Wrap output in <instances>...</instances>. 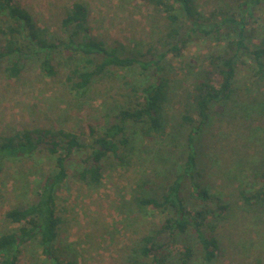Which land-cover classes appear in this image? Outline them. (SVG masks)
<instances>
[{"label":"rangeland","instance_id":"1","mask_svg":"<svg viewBox=\"0 0 264 264\" xmlns=\"http://www.w3.org/2000/svg\"><path fill=\"white\" fill-rule=\"evenodd\" d=\"M15 2L32 14L50 42L67 40L62 21L76 2L87 8L91 34L109 45L125 48L127 54L143 53L148 58L151 52L167 50L173 41L167 37L166 14L144 0ZM196 2L200 11L209 16L213 10H236L240 0ZM255 11L252 24L261 39L264 0L256 5ZM3 24L0 19V28ZM7 38L0 31V46L6 44ZM213 45L211 40L196 36L181 56L168 53L162 62L171 78L164 135L148 138L131 127L134 149L126 164L117 165L112 156L104 160V177L98 186H89L75 175L85 152L76 151L70 157L71 173L56 193V210L62 218L56 252L63 259L75 264H127L137 256L134 249L142 237L153 233L166 220L167 211L140 207L137 199L160 198L164 186L175 177L178 165L185 161L188 128L182 115L190 109L191 90L207 65ZM47 50L30 53L17 77H11L7 69L17 55L2 64L0 142L18 131L36 128L70 131L82 141L90 142L91 127L101 131L114 120L120 108L136 102L133 88H141L149 78L137 64L126 69L113 67L96 77L86 92L77 91L69 77L72 69L85 61L77 56L69 58L62 48ZM48 54L56 70L52 76L42 68ZM254 79L249 66L240 69L233 98L218 103L209 123L195 138L196 180L228 205L215 224L213 217L209 219L216 227L212 234L218 239L217 256L212 261L204 259L196 235L190 231L167 248L170 264H181L180 256L187 243L195 245L191 264H264V206L248 204L240 194L241 190L253 192L259 186L257 176L264 171V115L257 111L263 100L262 88ZM55 157L44 144L31 156L4 161L0 172V233L17 229L19 225L10 223L6 213L15 207H26L36 199L38 179L56 171ZM192 182L186 178L182 194L191 208L201 209L204 204L193 198ZM216 201L213 198L214 208ZM142 258L145 264H152L150 258ZM45 261L48 259L42 246L33 241L24 247L19 264Z\"/></svg>","mask_w":264,"mask_h":264},{"label":"trees","instance_id":"2","mask_svg":"<svg viewBox=\"0 0 264 264\" xmlns=\"http://www.w3.org/2000/svg\"><path fill=\"white\" fill-rule=\"evenodd\" d=\"M144 1L166 14L169 25L167 37L173 39L167 50L151 52L148 58L143 53L127 54L125 48L109 45L93 36L87 25L88 11L83 3H74L62 21L67 40L50 42L42 35L43 30L37 26L28 10L15 0H0V19L4 20L0 31L8 37L6 44L0 46V68L6 59L17 55L7 67L11 77L20 75L23 61L30 53L57 48L67 52L69 58L77 56L85 61V64L74 67L69 77L77 91L86 92L96 77L104 75L113 67L126 69L137 64L149 75L141 88H133L136 102L120 108L114 120L101 131L91 127L90 142L82 141L70 131L51 132L39 128L18 131L2 138L0 172L7 159L31 156L44 144L56 156V171L38 179L39 189L32 203L26 207H15L6 213L7 220L19 226L0 233V264H19L24 247L33 241L42 246L48 259L42 264H75L56 252L58 229L62 222L56 210V193L71 173L68 160L76 151H84L82 164L75 175L89 186H98L104 177V160L112 156L117 165L126 164L134 149L131 145V127H134L135 133L139 129L148 138L164 135L171 78L162 62L168 53L181 56L196 36L209 39L214 45L209 50L207 65L201 69L191 90L190 109L182 115L183 123L188 128L187 156L184 163L178 165L173 180L164 186L165 192L160 198L152 196L137 199L140 207L153 206L167 211L168 215L159 228L142 237L134 249L137 256L130 258L127 264H145L142 257L150 258L152 264H170L167 248L190 231L195 233L196 244L201 248L204 259L212 261L216 258L219 245L217 237L212 234L216 227L209 219L213 217L215 224L224 216L228 205L196 180L198 160L195 138L209 123L218 103L233 98L236 78L244 66L250 67L254 80L262 88L263 100L259 102L257 111L264 115V33L260 39V35L256 34V26L252 24L255 23V20L252 22L256 15L255 7L262 0H240L236 10H213L209 16L200 11L196 0ZM261 18L264 19V15ZM42 68L48 75L56 74L49 54L43 60ZM186 178L193 181V198L204 204L201 209L191 208L182 194ZM257 180L259 186L253 192L241 190L240 194L246 203L264 206V171L257 176ZM213 198H217L215 208ZM206 225L210 229H206ZM194 253L195 245L187 243L180 263L191 264Z\"/></svg>","mask_w":264,"mask_h":264}]
</instances>
